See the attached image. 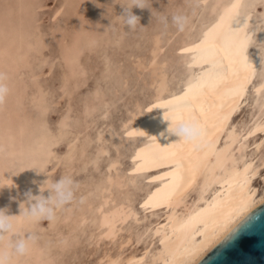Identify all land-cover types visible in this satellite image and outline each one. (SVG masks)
<instances>
[{"label":"rangeland","instance_id":"rangeland-1","mask_svg":"<svg viewBox=\"0 0 264 264\" xmlns=\"http://www.w3.org/2000/svg\"><path fill=\"white\" fill-rule=\"evenodd\" d=\"M229 3L149 0L151 9L133 8L141 25L129 31L112 0H0V72L10 88L0 105V209L17 215L18 230L39 236L27 256L12 254L9 264H103L106 253L144 249L151 237L143 229L162 209L143 203L163 180L149 164L142 120L160 114L185 88L186 73L197 67L194 47L214 31ZM239 11H249V29L258 30L250 51L258 50L259 62L247 100L233 116L237 125L250 118L264 74V0H242ZM177 12L189 16L185 31L163 29L158 17ZM259 136L248 138V151ZM62 175L77 181V202L58 210L51 223H26L19 215L26 193L47 196ZM259 177L253 182L262 187ZM106 200L105 207L125 200L139 216L111 240L98 237L97 210ZM128 234L139 240L120 247Z\"/></svg>","mask_w":264,"mask_h":264},{"label":"bare ground","instance_id":"bare-ground-1","mask_svg":"<svg viewBox=\"0 0 264 264\" xmlns=\"http://www.w3.org/2000/svg\"><path fill=\"white\" fill-rule=\"evenodd\" d=\"M241 1L230 0L214 31L194 47L197 67L186 73L185 88L168 98L160 114L142 120L141 131L149 133L144 140L152 156L149 164L163 180L143 206L162 212L143 229L151 239L141 252L102 254L103 264H195L264 202V186L253 182L257 175L264 182V153L258 155L264 144V74L254 90L250 118L239 125L233 121L247 100L259 62L258 50L250 51L257 29H249L251 16L240 13ZM159 48L157 42L155 50ZM164 86L161 79L158 96ZM163 114L173 121L192 117L204 123L206 145L194 150L169 136L170 121ZM255 134L260 136L248 151V138ZM106 202L97 210L98 237L115 238L126 220H139L129 202L105 207ZM134 240L139 237L128 234L120 247Z\"/></svg>","mask_w":264,"mask_h":264},{"label":"clouds","instance_id":"clouds-1","mask_svg":"<svg viewBox=\"0 0 264 264\" xmlns=\"http://www.w3.org/2000/svg\"><path fill=\"white\" fill-rule=\"evenodd\" d=\"M112 2L121 5L122 11L119 16L129 31H136L141 25L140 17L133 13V8L151 9L149 0H112ZM158 21L165 30L171 25L178 32H183L189 24V16L177 12L170 16L161 15ZM7 81V73L0 72V105L5 103L10 94ZM163 118L170 121L167 134L178 137V142L191 145L194 150H200L206 145L208 128L201 121L192 117L173 121L164 114ZM78 188L79 185L72 175H62L47 188L49 192L47 196L43 191L39 195H33L31 191L26 193V207L21 208L19 215L28 224H42L43 221L51 223L56 219L58 210L77 202ZM79 202L82 203V199ZM15 216L17 215H9L7 209H0V241H4L5 237L8 238L6 246L0 247V264H9L12 254L17 257L27 256L39 240L35 231L18 230L13 219Z\"/></svg>","mask_w":264,"mask_h":264},{"label":"water","instance_id":"water-1","mask_svg":"<svg viewBox=\"0 0 264 264\" xmlns=\"http://www.w3.org/2000/svg\"><path fill=\"white\" fill-rule=\"evenodd\" d=\"M195 264H264V202L248 212Z\"/></svg>","mask_w":264,"mask_h":264}]
</instances>
